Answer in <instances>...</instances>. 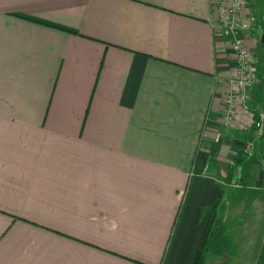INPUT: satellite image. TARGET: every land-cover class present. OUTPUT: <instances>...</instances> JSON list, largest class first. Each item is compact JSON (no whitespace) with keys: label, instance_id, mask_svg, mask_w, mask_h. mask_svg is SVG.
I'll list each match as a JSON object with an SVG mask.
<instances>
[{"label":"crops","instance_id":"obj_1","mask_svg":"<svg viewBox=\"0 0 264 264\" xmlns=\"http://www.w3.org/2000/svg\"><path fill=\"white\" fill-rule=\"evenodd\" d=\"M216 19L212 0H0V264H192L218 193L264 162L250 102L224 120Z\"/></svg>","mask_w":264,"mask_h":264},{"label":"rangeland","instance_id":"obj_2","mask_svg":"<svg viewBox=\"0 0 264 264\" xmlns=\"http://www.w3.org/2000/svg\"><path fill=\"white\" fill-rule=\"evenodd\" d=\"M248 1V7L256 15L257 21L246 31L250 59L248 63L249 72L247 73L248 81L244 89L245 95L241 97V101L243 104L250 102L249 106L253 108L254 116L256 117L254 119L255 123L257 117L260 114H264V47L262 46V36L264 34V0ZM232 54L234 57V68L229 80L232 79L233 85L236 87L238 66L233 51ZM252 88L259 90L257 92L258 97L254 95L256 92L251 93ZM229 89L230 87L227 88L224 94V100ZM258 113L259 116H257ZM255 132L258 134L257 130ZM263 135L264 132L260 134L264 140ZM249 162L253 164L251 159ZM230 166L233 170L232 172L235 174V166ZM242 170L245 171L243 173L240 172L241 178L235 175L229 181L232 183H242L248 187L246 189H238L224 185L222 192H219L220 198L216 207L218 216L225 224L226 235L233 246V253L224 263L264 264V193L251 189L253 185L264 187V162L263 167L249 163ZM254 195L259 197L257 199L259 205H254Z\"/></svg>","mask_w":264,"mask_h":264},{"label":"built area","instance_id":"obj_3","mask_svg":"<svg viewBox=\"0 0 264 264\" xmlns=\"http://www.w3.org/2000/svg\"><path fill=\"white\" fill-rule=\"evenodd\" d=\"M219 32L224 36L235 55L238 66L236 87L233 80L228 81V94L224 100V120L230 121L235 112L239 98L244 97L247 85L248 63L250 59L246 41V31L253 26L257 17L248 7V0H212ZM258 134L264 132V114H260L256 121Z\"/></svg>","mask_w":264,"mask_h":264},{"label":"trees","instance_id":"obj_4","mask_svg":"<svg viewBox=\"0 0 264 264\" xmlns=\"http://www.w3.org/2000/svg\"><path fill=\"white\" fill-rule=\"evenodd\" d=\"M262 46L264 47V44ZM219 198L220 193L211 205V215L206 222L201 245L192 264H225L224 262L233 253V246L226 235L225 224L216 212ZM179 212L180 209L177 212L175 223Z\"/></svg>","mask_w":264,"mask_h":264},{"label":"water","instance_id":"obj_5","mask_svg":"<svg viewBox=\"0 0 264 264\" xmlns=\"http://www.w3.org/2000/svg\"><path fill=\"white\" fill-rule=\"evenodd\" d=\"M262 43L264 44V34L262 36ZM263 83H264V65H263Z\"/></svg>","mask_w":264,"mask_h":264}]
</instances>
